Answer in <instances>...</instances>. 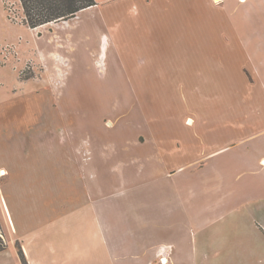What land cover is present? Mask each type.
<instances>
[{"label":"rangeland","instance_id":"obj_1","mask_svg":"<svg viewBox=\"0 0 264 264\" xmlns=\"http://www.w3.org/2000/svg\"><path fill=\"white\" fill-rule=\"evenodd\" d=\"M94 1L95 5L82 11L71 25L60 28L61 24L53 23L34 30L24 24L19 0H0V167L30 172L21 175L24 179L12 188L15 192L0 188V213L5 217L3 203L32 213V203L38 202L33 198L40 191L53 199L58 219L36 229V234L40 230L57 234L52 239L55 251L43 250L40 259L47 264L53 259L55 264L117 263V181L121 167L117 159L122 158L126 165L135 162L133 155L145 152L144 144L137 140L144 142L147 136L192 143L189 153L175 155L179 164L198 153L204 155L221 143L213 136L209 138L210 127L200 124L194 105L203 102L201 112L206 115V103L223 102L217 127L220 135L225 134L223 124L232 101L240 113L242 92H248L242 86L241 73H237L239 68L251 80L237 57L229 61L221 55L222 61H214L215 55L209 51H204L208 55L200 53L212 48L208 45H179L177 39L188 34V26L177 24L176 19L165 21L160 31L138 29L131 23L130 0ZM190 1L174 0L173 7L181 9L187 2V11L194 7ZM196 5L206 8L205 0H197ZM174 8L165 13L166 18L173 16ZM243 9L237 6V10ZM209 13L186 15L196 26L191 31L203 41L209 37L207 29L203 30L210 23ZM184 14L180 11L174 17L183 20ZM98 22L106 26L100 29L111 42L117 39V60L108 58L106 67L104 63L101 66L99 57H92L98 55L91 42L101 34L100 29L95 30ZM116 23L121 26L115 29ZM87 46L95 50L91 56ZM51 48L59 58L51 60L44 54ZM193 53L200 59H195V64L187 59ZM147 55H153L154 60L139 61ZM194 71L216 72L217 91L196 96L182 91L178 84L184 81L181 75L186 72L192 76ZM225 86H232L233 93ZM188 117L195 121L193 128L187 123ZM191 170L186 167L185 175L192 174ZM39 179L47 184L45 188L39 189ZM3 193L9 194L6 199ZM47 202H41V212ZM2 243L0 240V246Z\"/></svg>","mask_w":264,"mask_h":264},{"label":"crops","instance_id":"obj_2","mask_svg":"<svg viewBox=\"0 0 264 264\" xmlns=\"http://www.w3.org/2000/svg\"><path fill=\"white\" fill-rule=\"evenodd\" d=\"M173 1L130 0L131 23L138 29L160 31L165 21L176 19L177 24L188 26V34L177 39L179 45H208L212 48L201 49L200 53L208 55L204 51H209L210 55H215L214 61H222L221 55L229 61L237 57L251 80L239 68L237 73H241L242 86L247 87L248 92H242L240 113L236 112L238 108L232 101L223 124L225 134L220 135L222 131L217 127L223 102L206 103L209 105L206 115L201 112L203 102L194 105L200 124L210 127L209 138L213 136L221 143L209 148L204 155L198 153L195 158L179 164L175 155L189 153L192 143L147 136L144 142L137 140L139 145L144 144L145 152L134 154L135 162L126 165L122 158L117 159L121 167L120 181H117V263L114 264H264V0H220L217 4L205 0V9L196 5L197 0H192L194 7L187 11V2L179 9L173 7ZM237 6L245 9L237 10ZM171 8H174L173 16L166 18L165 13L169 14ZM82 11L74 18L54 25L61 24L60 28L71 25ZM180 11L185 12L183 20L174 17ZM201 11H210V23L203 28L207 29L209 37L204 41L196 36V31H191L196 30V26L186 16L187 12L200 14ZM101 21L106 25L104 19ZM119 26L120 23H116L114 28ZM100 27L98 22L95 30ZM102 28L99 37L91 41L98 55H92L95 50L90 51L89 45L86 49L90 56L99 57L101 66L104 63L106 67L108 58L117 60V39L111 42ZM88 30L93 33L91 28ZM155 43L163 42L155 40ZM44 54L51 60V57H60L52 48ZM197 58L193 53V57L187 59L194 60L195 64ZM153 60V55H147L139 61ZM49 74L53 79L52 69ZM181 77L184 81L178 84L188 95L217 91L216 72L194 71L192 76L185 72ZM225 88L233 93L232 86ZM187 119L193 128L194 119ZM234 119L240 122H234ZM232 131L235 135L230 134ZM196 134L195 130V141ZM186 167L192 169V174L185 175ZM19 169L0 167V188L8 187L12 191L24 179L21 175L30 174ZM10 177L18 181L11 182ZM39 184V189L47 186L40 179ZM3 195L6 199L9 194ZM39 195L33 198L38 202L32 203V213H24L21 206L3 203L5 217L1 212L0 264H47L40 261L43 250L55 251L56 244L52 239L57 234L42 230L36 234L37 228L58 219L53 199L42 191ZM43 199L48 202L41 212ZM31 233L35 235L28 237ZM48 264H55L54 259Z\"/></svg>","mask_w":264,"mask_h":264},{"label":"trees","instance_id":"obj_3","mask_svg":"<svg viewBox=\"0 0 264 264\" xmlns=\"http://www.w3.org/2000/svg\"><path fill=\"white\" fill-rule=\"evenodd\" d=\"M24 24L35 29L39 26L67 21L80 11L95 5L94 0H19Z\"/></svg>","mask_w":264,"mask_h":264},{"label":"bare ground","instance_id":"obj_4","mask_svg":"<svg viewBox=\"0 0 264 264\" xmlns=\"http://www.w3.org/2000/svg\"><path fill=\"white\" fill-rule=\"evenodd\" d=\"M216 1H219V0H216Z\"/></svg>","mask_w":264,"mask_h":264}]
</instances>
